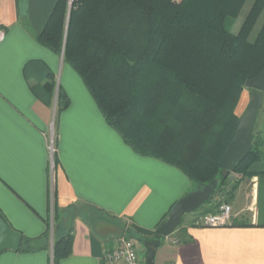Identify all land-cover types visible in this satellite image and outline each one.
I'll return each instance as SVG.
<instances>
[{"label": "crops", "instance_id": "0c3cea01", "mask_svg": "<svg viewBox=\"0 0 264 264\" xmlns=\"http://www.w3.org/2000/svg\"><path fill=\"white\" fill-rule=\"evenodd\" d=\"M56 1L0 0V211L32 247L0 253V264H107L122 238L151 235L197 190L179 169L134 152L64 57L37 42ZM49 72L71 101L59 113L56 94L47 102ZM252 97L243 92L239 117ZM252 170L257 175L239 185L230 203L231 227L184 221L182 233L179 227L157 250L156 264H264V156ZM69 234L72 253L55 263L53 243Z\"/></svg>", "mask_w": 264, "mask_h": 264}, {"label": "trees", "instance_id": "16d2710c", "mask_svg": "<svg viewBox=\"0 0 264 264\" xmlns=\"http://www.w3.org/2000/svg\"><path fill=\"white\" fill-rule=\"evenodd\" d=\"M247 1L57 0L36 37L55 55H64L106 122L134 152L179 169L196 189L219 180L199 214L230 204L241 181L257 175L252 168L264 156L257 122L246 159L233 172L220 165L238 128L240 97L252 92L242 78L264 71V22L253 37L264 0H254L234 31ZM44 89L49 103L57 93L53 72ZM70 103L59 87L58 113ZM237 175L240 179L232 181ZM183 224L184 218L180 232ZM161 225L136 239L158 250L167 240L157 232ZM184 235L182 242L190 241ZM30 241L24 239L20 251H30ZM53 244L56 263L72 253L73 237Z\"/></svg>", "mask_w": 264, "mask_h": 264}, {"label": "water", "instance_id": "95a60500", "mask_svg": "<svg viewBox=\"0 0 264 264\" xmlns=\"http://www.w3.org/2000/svg\"><path fill=\"white\" fill-rule=\"evenodd\" d=\"M242 81L248 89L252 90L253 97L247 110L240 117L235 135L220 161L221 167L228 172H233L235 166L244 161L251 151L260 108L264 103V71L254 79L242 78ZM218 185L219 180L216 179L179 200L171 209L169 217L157 229L158 234L163 238L173 235L181 226L184 216L201 209L214 194ZM4 220L0 216V253L6 250L18 252L23 245V235L11 228ZM146 253L145 264H156L157 250L148 248Z\"/></svg>", "mask_w": 264, "mask_h": 264}, {"label": "built area", "instance_id": "2783aa9c", "mask_svg": "<svg viewBox=\"0 0 264 264\" xmlns=\"http://www.w3.org/2000/svg\"><path fill=\"white\" fill-rule=\"evenodd\" d=\"M4 31L0 30V42L4 40ZM50 151L52 156V168L55 167L54 162V147L53 143L50 144ZM216 200L220 202L221 198L217 197ZM233 207L231 204L219 203L215 213L196 215L193 219V226L200 228H227L233 224ZM169 237H167L168 239ZM176 244V241H172ZM140 243L129 238H122L118 247L114 252L106 254L105 261L107 264H145V260L141 257Z\"/></svg>", "mask_w": 264, "mask_h": 264}, {"label": "rangeland", "instance_id": "374dc122", "mask_svg": "<svg viewBox=\"0 0 264 264\" xmlns=\"http://www.w3.org/2000/svg\"><path fill=\"white\" fill-rule=\"evenodd\" d=\"M177 2H180L181 0H176ZM253 2H254V0H248L247 1V4L245 5V8H243L244 10H243V12H242V14L240 15V17L238 18V20L236 21V24H235V26H234V31L236 32L237 30H238V28H240V26L242 25V23H243V21H244V19L246 18V16H247V14H248V12H249V8H251V6H252V4H253ZM263 22H264V13H263V15L261 16V18H260V20H259V23H258V25H257V27H256V29H255V32L253 33V37L254 36H256V33H258V31H259V28L261 27V25L263 24ZM69 71H71L73 74H74V77H79L77 74H75V72H73L74 70H72V68H70L69 67ZM70 72V73H71ZM77 79H80V78H77ZM82 80V79H81ZM81 80H79V81H81ZM81 83V85H82V87H85L84 86V84H83V82L81 81L80 82ZM81 87V86H80ZM56 95H57V99H58V90H57V93H56ZM263 128H264V105H263V108H262V111H261V114H260V120H259V125H258V131H261V130H263ZM53 147H54V143H53ZM54 150H55V148H54ZM55 153V152H54ZM233 180L232 181H237L238 179H240L239 178V176L237 175V176H234V178H232ZM247 179H243L242 181H241V187L244 185V183H246L247 184ZM194 186V188L196 187L195 185H193ZM239 185H238V189H239V187H240ZM246 187V186H245ZM244 187V188H245ZM247 188V187H246ZM237 189V190H238ZM237 190H236V192H237ZM193 192V191H192ZM241 200H242V198H241ZM197 213V211L196 212H191V213H188V214H186L185 215V217H184V221L186 222L187 220H191L192 218H194V215ZM129 239H133L134 241H137V239H135V238H133V237H128ZM144 248V247H143ZM145 249V248H144Z\"/></svg>", "mask_w": 264, "mask_h": 264}]
</instances>
